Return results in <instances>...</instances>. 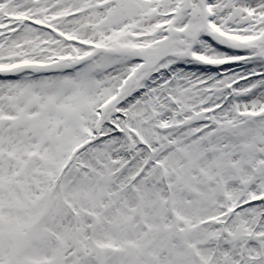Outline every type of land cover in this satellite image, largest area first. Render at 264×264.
Wrapping results in <instances>:
<instances>
[{
	"label": "snow or ice",
	"instance_id": "1",
	"mask_svg": "<svg viewBox=\"0 0 264 264\" xmlns=\"http://www.w3.org/2000/svg\"><path fill=\"white\" fill-rule=\"evenodd\" d=\"M0 264H264V0H0Z\"/></svg>",
	"mask_w": 264,
	"mask_h": 264
}]
</instances>
